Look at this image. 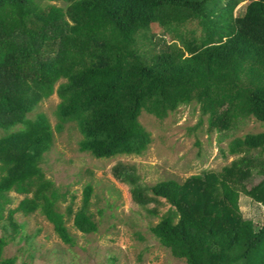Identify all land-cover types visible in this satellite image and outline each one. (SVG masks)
I'll list each match as a JSON object with an SVG mask.
<instances>
[{"label":"trees","instance_id":"trees-1","mask_svg":"<svg viewBox=\"0 0 264 264\" xmlns=\"http://www.w3.org/2000/svg\"><path fill=\"white\" fill-rule=\"evenodd\" d=\"M48 1L66 6L0 0V224L8 221L16 236L15 215L38 212L66 246L76 244L66 219L81 234L99 231L90 212L94 187L85 186L77 210L72 196L61 213L68 192L41 167L53 127L45 113L28 114L53 93L57 131L75 122L79 151L97 159L147 151L152 134L140 122L143 111L164 120L196 101L209 130L219 133L250 117L264 122V0H252L241 17L235 11L242 0ZM190 22L202 28L200 41L153 55L138 47L154 24L173 30ZM222 152L238 158L184 183L134 186L132 199L171 206L150 233L186 264H264V224L244 219L240 208L242 194L264 206V132L234 138ZM113 175L134 179L123 163ZM11 192L25 196L15 209H8ZM9 244L0 239V264H18L4 257Z\"/></svg>","mask_w":264,"mask_h":264},{"label":"rangeland","instance_id":"rangeland-1","mask_svg":"<svg viewBox=\"0 0 264 264\" xmlns=\"http://www.w3.org/2000/svg\"><path fill=\"white\" fill-rule=\"evenodd\" d=\"M37 1L43 6H66L62 1ZM251 1L242 0L235 15L243 16ZM203 35L197 22L173 30L154 24L147 34L138 36L137 42L140 50L153 55L175 44L183 46V40L200 41ZM144 37L152 42H145ZM58 102V96L53 93L28 114L35 118L37 113H45L53 127V147L45 155L41 167L56 187L68 192L67 201L60 205L61 213L72 196L76 197L74 207L77 210L82 204L85 186L94 187L90 212L99 231L93 235L81 234L73 221L66 219V227L76 242L73 247L66 246L40 212L31 216L17 214L14 221L21 233L16 236L15 229L4 221L0 224V239L10 242L4 257L16 258L18 264L24 261L31 264H186L162 247L150 233L152 227L170 216L171 206L161 200L139 204L132 199L130 190L134 186H152L166 180L184 183L189 177L205 171L219 172L238 158L227 153L231 140L264 132V122L253 117L239 120L230 131H210L207 115L202 117L200 105L193 101L181 105L164 120L142 112L140 122L152 134V143L142 155L97 159L79 151L82 135L75 122H66L57 131L60 124L56 113ZM4 134L0 130V136ZM119 163L130 166L133 181L122 183L115 178L113 167ZM10 196L12 204L8 209L17 208L25 198L15 192ZM240 208L244 219L257 227L264 224L263 205L242 194Z\"/></svg>","mask_w":264,"mask_h":264}]
</instances>
